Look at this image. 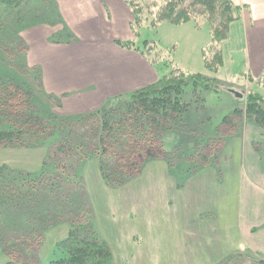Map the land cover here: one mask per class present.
Segmentation results:
<instances>
[{
    "label": "rangeland",
    "instance_id": "rangeland-1",
    "mask_svg": "<svg viewBox=\"0 0 264 264\" xmlns=\"http://www.w3.org/2000/svg\"><path fill=\"white\" fill-rule=\"evenodd\" d=\"M61 15L55 0L0 3V88L1 84L5 88L19 86L30 93V101L44 113L51 111L73 120L96 111L106 101L85 112L64 111L68 100L62 96L59 102L52 92L47 94L41 69L29 65L24 36L31 28L44 26L48 33L52 32L50 43L68 42L72 29L49 30L55 24L60 26ZM238 25L235 22L232 28ZM231 36L232 41L235 38ZM145 40L154 42L150 49L143 44ZM211 40L209 25L199 26L195 21L141 29L138 45L149 50L150 58L159 59L157 65L163 74L175 66L188 73L216 77L221 84L218 91L208 92L207 110L200 109L196 116L194 109L190 112V119L197 123L194 141L173 132L164 140L165 152L156 149L161 158L148 161L129 184L109 186L97 159L71 151L59 152L56 161L50 159L47 165H59L56 173L67 167L74 176L53 174L48 179L44 158L56 149L48 150L46 144L34 148L27 146L26 141L22 147H0V264H50L63 258L65 249L58 245L68 237L71 222L76 226V221L88 217L86 211L108 242L112 264H261L263 255L235 254L239 243H244V249L248 246L247 235L237 233L239 226L262 230L258 240H264V128L243 119L234 135L233 127L230 128L226 136L231 137L221 147H217L220 141L211 145L217 146L210 153L202 152L195 144H204L202 140L213 136L222 139L227 129L220 130L223 118L235 107L245 106V98L236 100L226 88L244 96L257 91L263 97L264 89L258 82L249 84L243 75L244 53L236 40L224 47L223 70L211 73L204 59V50ZM15 117L8 116L11 122L16 121ZM205 153H209L206 161ZM194 230L201 235L200 243L205 242L194 258L202 248L205 250L197 263L196 259L189 263L181 255L186 240L196 241ZM214 240L225 246L213 258L220 260L225 256L224 260H212L206 244Z\"/></svg>",
    "mask_w": 264,
    "mask_h": 264
},
{
    "label": "trees",
    "instance_id": "trees-1",
    "mask_svg": "<svg viewBox=\"0 0 264 264\" xmlns=\"http://www.w3.org/2000/svg\"><path fill=\"white\" fill-rule=\"evenodd\" d=\"M13 1L16 0H0V3L12 5ZM124 1L132 11L135 38L128 41L117 40L116 44L140 52L154 64L159 75L156 82L110 98L96 111L79 115L73 120L51 111L44 113L43 109L30 101L29 92L19 86L5 88V84H1L0 147L17 144L22 147L26 141L27 146L34 148L46 144L48 150L56 149L53 154L50 151L46 153L44 158V171L48 179H52L53 174L74 176L67 167L56 173L59 165H47L50 159L56 161L59 152L67 154L71 151L97 159L101 175L109 186L129 184L141 174L148 161L160 157L157 148L165 152L164 140L173 132L184 135L190 142L194 141L197 123L190 119V112L194 109L196 116L200 109L207 110L205 104L208 92L218 91V84H221L216 77L188 73L175 66H171V70L163 74L162 68L157 65L160 63L159 59L150 58L147 54L149 50L144 51L138 45V38L141 29L146 26L158 28L163 23L182 25L194 21L199 26L207 24L212 40L204 50V59L207 69L218 74L225 66L224 44L230 38L232 24L242 17L244 6L237 5L232 0ZM153 43L143 41L148 49ZM250 79L258 82L264 89V72L260 78ZM245 102L244 107H235L223 118L219 128L227 129L223 132L222 139L208 137L201 139L204 144L197 141L195 146L201 147L202 152L209 153L215 146L221 147L224 140L231 137L226 134H230L233 129L231 134L234 135L239 128V121L243 119L264 128V97L251 90L245 96ZM10 114L16 116V121L9 120ZM216 141L220 142L212 148L211 145ZM198 151L197 149L196 152ZM209 153L204 154V161L208 160ZM54 185L57 186L56 183ZM86 213L88 217L82 222L76 221L79 222L76 226L74 221L71 222L68 237L58 245L64 247L66 256L53 260L50 264H112V252L107 240L95 229L90 212ZM259 263L264 264L263 261Z\"/></svg>",
    "mask_w": 264,
    "mask_h": 264
},
{
    "label": "crops",
    "instance_id": "crops-1",
    "mask_svg": "<svg viewBox=\"0 0 264 264\" xmlns=\"http://www.w3.org/2000/svg\"><path fill=\"white\" fill-rule=\"evenodd\" d=\"M244 6L242 17L235 28L231 27L229 40L242 44L245 75L249 84L250 77L260 78L264 72V0H232ZM60 8L63 22L54 25L51 31L70 30L68 42L48 41L51 33L44 26L31 28L25 32L28 41L29 65H37L42 71L46 93L52 92L57 100L64 96V111L76 114L101 105L110 98L129 93L157 81L159 75L154 64L134 50L122 48L117 40L128 41L135 38L132 30L133 15L124 0H55ZM231 34L234 38L231 41ZM233 58V55L230 57ZM47 89V90H46ZM47 93V94H48ZM194 230L196 241L186 240L181 255L182 260L197 263L205 249L196 258L195 252L205 246L199 233ZM248 237V246L239 243V252L244 257L264 256L259 248L264 240H258L262 230L251 225L239 226ZM240 236V235H239ZM220 244V245H218ZM220 243L214 240L209 246L212 260L221 251ZM225 246V245H224ZM235 253V252H234ZM233 253V254H234ZM223 254V253H222ZM181 260V261H182ZM208 261V260H207ZM264 262V260H263ZM209 263V262H208Z\"/></svg>",
    "mask_w": 264,
    "mask_h": 264
},
{
    "label": "water",
    "instance_id": "water-1",
    "mask_svg": "<svg viewBox=\"0 0 264 264\" xmlns=\"http://www.w3.org/2000/svg\"><path fill=\"white\" fill-rule=\"evenodd\" d=\"M229 91L236 97L240 99H244V94H241L240 92L234 90V89H229Z\"/></svg>",
    "mask_w": 264,
    "mask_h": 264
}]
</instances>
